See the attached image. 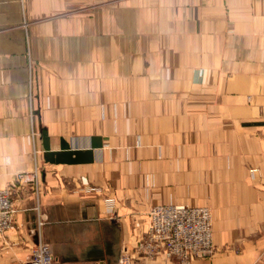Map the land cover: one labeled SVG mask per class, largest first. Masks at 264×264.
Returning <instances> with one entry per match:
<instances>
[{"label": "crops", "instance_id": "0c3cea01", "mask_svg": "<svg viewBox=\"0 0 264 264\" xmlns=\"http://www.w3.org/2000/svg\"><path fill=\"white\" fill-rule=\"evenodd\" d=\"M0 188V264H180L136 251L165 204L264 264V0H0Z\"/></svg>", "mask_w": 264, "mask_h": 264}, {"label": "built area", "instance_id": "2783aa9c", "mask_svg": "<svg viewBox=\"0 0 264 264\" xmlns=\"http://www.w3.org/2000/svg\"><path fill=\"white\" fill-rule=\"evenodd\" d=\"M21 182L37 183V172L20 174ZM112 208V202H107ZM16 208L9 188H0V237L14 225ZM116 216L111 215L110 219ZM148 227L137 243V253L146 256L173 258L180 264H192L196 258H205L215 252L212 211L206 206L165 204L152 207L148 213ZM44 225L38 222V228ZM50 246L39 240L25 264H52ZM120 264H129L130 257L123 253ZM94 264H102L95 262Z\"/></svg>", "mask_w": 264, "mask_h": 264}, {"label": "rangeland", "instance_id": "374dc122", "mask_svg": "<svg viewBox=\"0 0 264 264\" xmlns=\"http://www.w3.org/2000/svg\"><path fill=\"white\" fill-rule=\"evenodd\" d=\"M206 207H208V206H206Z\"/></svg>", "mask_w": 264, "mask_h": 264}]
</instances>
